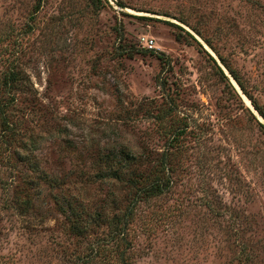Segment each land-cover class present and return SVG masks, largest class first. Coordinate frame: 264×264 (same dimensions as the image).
Instances as JSON below:
<instances>
[{
	"label": "rangeland",
	"instance_id": "374dc122",
	"mask_svg": "<svg viewBox=\"0 0 264 264\" xmlns=\"http://www.w3.org/2000/svg\"><path fill=\"white\" fill-rule=\"evenodd\" d=\"M90 1L0 0V264H264V0Z\"/></svg>",
	"mask_w": 264,
	"mask_h": 264
},
{
	"label": "trees",
	"instance_id": "16d2710c",
	"mask_svg": "<svg viewBox=\"0 0 264 264\" xmlns=\"http://www.w3.org/2000/svg\"><path fill=\"white\" fill-rule=\"evenodd\" d=\"M40 2L43 0H39ZM101 0H91L90 2L95 5L98 6V2ZM118 3L121 7H126L124 4H122L121 2ZM173 23V22H171ZM174 24V23H173ZM179 26L178 24H174ZM188 35H190V37H192L193 39H195L197 41V38L194 36V34H192L191 32H187ZM148 50V49H147ZM153 51V50H150ZM211 59L217 64L215 58L211 57ZM226 69L229 71V73L231 74V76L235 79V81L238 83V85L240 86V88L242 89V91L252 100L253 106L255 107V109L258 111V113L261 115V117H263L264 119V110L263 108L254 100V98L248 93V91L246 90L242 80L240 79V77L238 76V74L236 73L235 70H233L230 66H228L227 64H224ZM221 75L223 76L224 79H226L228 82L230 81V77L228 76V74L226 73V71L224 70V68H222V66L218 65L217 66ZM21 78L19 76L18 72H15L14 69H8V71L4 74L3 76V86H4V92H7L8 94L11 92H14L15 90H19L18 86H22L23 84H20ZM15 98H12V100H14ZM7 105H2L0 106V115L2 116V120L0 122V139L2 138L3 140H6L7 142H9L10 144H14V142H16V131L18 129V126H16V123L13 124L12 120L7 116V110L6 107ZM261 127L264 128V124H260ZM5 159H7V161H11L7 156L4 157ZM165 159H163L161 161V166L163 168L164 171V176L162 175V170L159 169V171H156L154 174H148L149 176V180H147L145 183V185H140L135 189L134 192V198L132 201V205H131V210L134 211L136 209L137 204L143 200V199H147L150 197H155L157 195H161L162 193L165 192L166 189L169 188V183L170 180L169 178H167L165 175ZM110 174H103V176L105 177H109L112 176L114 179L117 178H121V175L117 172L118 170H109ZM154 175V176H153ZM133 181H136V178L133 179ZM136 183V182H135ZM137 184V183H136ZM131 211V215L129 213V211L124 212L121 216L119 217H114L111 220V224L113 225V230L115 232V236L121 239H123L126 242L125 239V224H128L127 222L130 221L129 219H131L130 217L134 214ZM128 212V214H126ZM76 229H79L80 232L84 231L86 229V227H83L81 225H75ZM125 264H128V262L125 260V257H123Z\"/></svg>",
	"mask_w": 264,
	"mask_h": 264
},
{
	"label": "built area",
	"instance_id": "2783aa9c",
	"mask_svg": "<svg viewBox=\"0 0 264 264\" xmlns=\"http://www.w3.org/2000/svg\"><path fill=\"white\" fill-rule=\"evenodd\" d=\"M140 42L143 47L148 50H154L156 47V40L152 36L142 35L140 37Z\"/></svg>",
	"mask_w": 264,
	"mask_h": 264
}]
</instances>
